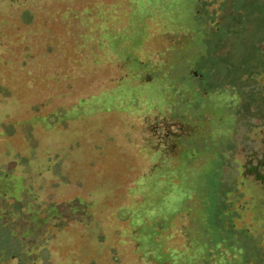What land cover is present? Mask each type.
<instances>
[{
	"label": "rangeland",
	"instance_id": "1",
	"mask_svg": "<svg viewBox=\"0 0 264 264\" xmlns=\"http://www.w3.org/2000/svg\"><path fill=\"white\" fill-rule=\"evenodd\" d=\"M222 1L0 0V264H239L210 223L217 155L182 133L231 136L224 220L264 264V120L238 109L264 77L238 98L206 75L238 78L259 14L207 47Z\"/></svg>",
	"mask_w": 264,
	"mask_h": 264
},
{
	"label": "trees",
	"instance_id": "2",
	"mask_svg": "<svg viewBox=\"0 0 264 264\" xmlns=\"http://www.w3.org/2000/svg\"><path fill=\"white\" fill-rule=\"evenodd\" d=\"M233 2V3H232ZM240 4V5H239ZM234 7V8H232ZM232 8V9H231ZM219 12V20L218 24H216L217 30H211L208 31V35L211 37L205 38V41L208 42L207 47H218L219 45H222L220 41V38H223L226 35H229V31H232L233 29L230 28L229 22H231V26H237L239 27L240 24L239 18L242 19V22L246 24V28L250 24L248 21V18H250V14L258 15V17H255L256 22L252 23L250 27H248V32L250 34H245L244 36L240 37L245 38L248 40L249 37L253 38L255 40L254 46L258 47L256 53V56H253L252 60H249L241 73L238 75V78L236 79L237 74L240 72V68L235 66L236 68L233 70L234 75L228 74V70L232 69V65L228 61L221 60V70L218 69V67H214L212 65H208L207 70V79L213 80L217 79L218 82H222L221 85H231V87L237 91V93L240 95L242 93L244 85L248 84V81H251L250 79L255 80V78L262 74L264 77V1L263 0H223L221 4L217 8ZM255 13V14H254ZM242 17V18H241ZM253 17V16H252ZM223 31H221V29ZM222 32V33H221ZM211 33V34H209ZM241 35V34H240ZM262 37L258 39L260 36ZM216 36V37H214ZM232 36V35H231ZM232 38H234L232 36ZM237 40L239 37H235ZM221 59H224L223 56H220ZM198 81L203 77V79L206 78L204 74L199 73V69L196 70ZM236 79V80H235ZM247 79V80H242ZM242 80V81H241ZM216 82V81H215ZM260 85V84H259ZM261 86V85H260ZM262 87H260L261 89ZM261 98L264 100V92L262 90L257 91H251L249 93V96L245 99L244 102L240 105L242 108H238L241 112L244 110H250L253 111L255 114H252L251 118H257L260 123L264 120V106L261 107V104L256 103V98ZM240 101V100H239ZM217 188L215 191L212 192L213 197L215 198L216 204H215V214L212 213V216L210 218L211 225H214L217 229V236H220L224 233L228 237H232V234H236L238 236V241L240 242V248L242 250L239 264H260L258 261V257L254 255L250 250V241L248 238L239 237V234L237 232H232L228 226H226L225 223V216H228L229 214H233L232 212H229L227 210L228 205V197H229V189L226 188V185L222 183V180H217ZM226 191V192H225ZM254 209V207H253ZM245 210V209H244ZM239 214H242V211ZM251 213H254L255 210H250ZM259 213V212H258ZM259 219L258 217H255V219ZM254 220V219H252ZM232 229V227H231ZM234 229V227H233ZM246 231H248L246 229ZM243 233V232H242ZM247 233V232H245Z\"/></svg>",
	"mask_w": 264,
	"mask_h": 264
},
{
	"label": "flooded vegetation",
	"instance_id": "3",
	"mask_svg": "<svg viewBox=\"0 0 264 264\" xmlns=\"http://www.w3.org/2000/svg\"><path fill=\"white\" fill-rule=\"evenodd\" d=\"M228 85H226V86H228ZM230 91L231 92L234 91V93L239 98L240 95L237 93L236 90H234L233 88H231ZM199 102H200L199 105L198 104H197V106L194 105L195 108H199V106L201 105V102H203V104L206 103L205 97H203L202 101H199ZM227 118L229 119V116ZM201 120H204V117L202 119H200L199 121H201ZM227 130H230V129L228 128ZM229 136H230L229 134H227V135L226 134L225 135L222 134L221 136H218L217 137L220 140H221V138H223L222 147H220V149H218L217 151L213 150V147L214 146L211 147L210 145H208L207 139H204L203 136H201L202 137V139H201L199 134H197V135L194 134L192 136V135H189V134L182 133L180 139H181L182 143L186 139H188L191 142L190 143V146L191 147H195L196 146V143L199 145V140H200V142L202 143L203 147L206 148L207 150H210L206 155H210L211 153H215L217 155L216 161H218L219 163H217V167L216 166L214 167L215 168V171H214L213 177L214 178H217V180H219L218 178H222V173H223V171H225L224 162H228L229 163L230 162V158H231V157H229V156H231V153H229V152H231V143H230L231 142V138H230L231 136L230 137ZM210 148H212V149H210ZM188 153H189V155H188ZM182 155L183 156H181V157L184 158V159L187 158V157L192 158L194 156H198L197 153L191 154L188 149ZM227 167L228 168L230 167L229 164L227 165ZM259 167L260 166H258L256 164H253V163H250V162L245 163L244 166H241V168L238 169V171H240V174L239 175H240L241 179L244 177V176H242L241 172L243 173V171L246 168V171H249V173L246 172V175L253 176L256 181H261V177L258 175L259 174L258 173L259 172ZM242 168H243V171H242ZM250 187L251 188H255V190H257V188L255 186L253 187V185H251ZM251 188H250V190L253 191V189H251ZM248 191H249V189H248ZM263 193H264V188H263ZM228 202L229 203L231 202L230 199L228 200Z\"/></svg>",
	"mask_w": 264,
	"mask_h": 264
}]
</instances>
